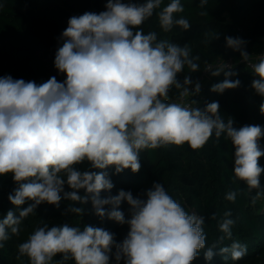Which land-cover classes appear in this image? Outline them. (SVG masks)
Masks as SVG:
<instances>
[{
  "label": "clouds",
  "instance_id": "1",
  "mask_svg": "<svg viewBox=\"0 0 264 264\" xmlns=\"http://www.w3.org/2000/svg\"><path fill=\"white\" fill-rule=\"evenodd\" d=\"M207 4L208 0H199L201 9ZM105 9L68 19L54 60L55 68L66 76L63 82L55 76L40 84L0 77V176L11 174L18 185L8 200L19 209L18 215L9 210L0 218V249L10 238L9 230L18 236L22 221L34 215L39 205L59 208L62 200H68L66 213L80 216L85 209L75 205L90 202L101 220L126 224L127 235L117 242L114 233L102 227L44 224L18 245L19 255L28 257L29 264L70 260L110 264L112 257L116 264L122 259L124 264H193L206 248L205 218L186 211L159 182L139 195L121 189L102 197V192L111 193L114 188L105 170L138 173L144 150L184 144L197 150L213 136L218 140L223 135L235 149L233 183L242 181L249 194L259 190L251 197L255 203L264 195L260 182L264 167L259 164L264 157L260 144L264 128H236L231 118L225 123L219 102L207 103L203 109L194 107V99L185 103L202 86L191 75H184L182 81L178 75L185 67L190 73L200 71V57L192 55L188 44L158 40L155 31L145 34L141 27L155 14L165 33L174 27L189 30V20L175 15L185 11L181 0L167 5L164 0H106ZM225 44L239 52L242 61H250L247 41L226 36ZM231 69L228 64L215 69L206 66L212 77L222 73L225 77L211 86L212 92L240 86L239 79H230L237 75ZM252 69L258 79L251 87L264 97V55ZM173 89L178 90L176 101L170 99ZM259 111L264 115V102ZM85 162L89 170L76 167ZM238 191H228L225 199L235 202ZM125 202L127 217L121 210ZM231 217L225 211L218 222L222 235L203 252L206 261L215 255L239 261L247 254V246L239 241L221 246L232 238L236 220ZM57 255L61 258L54 261Z\"/></svg>",
  "mask_w": 264,
  "mask_h": 264
},
{
  "label": "trees",
  "instance_id": "2",
  "mask_svg": "<svg viewBox=\"0 0 264 264\" xmlns=\"http://www.w3.org/2000/svg\"><path fill=\"white\" fill-rule=\"evenodd\" d=\"M133 2L143 3L144 0ZM169 2L164 0V5ZM181 3L185 11L175 15L189 20L192 25L189 30L174 27L165 33L159 27L155 14L141 26L145 34L155 31L158 40H168L180 46L188 44L192 55L200 57L197 62L200 71L190 73L185 67L184 72L178 75L181 81L184 75H191L194 81H199L208 63L241 57L239 52L226 47V36L240 37L247 41L245 50L250 53V57L264 54V0H208L204 9L199 7V0H181ZM0 4L3 5L0 7V77L10 75L14 79L35 81L37 84L53 76L60 82L66 79L65 74L55 68L54 60L58 47L62 46L60 37L68 26V19L85 12L99 13L106 10V0H0ZM201 12L206 14L201 15ZM232 71L237 75L230 79H239L240 86L223 93H214L210 90L211 86L223 81L225 77L223 73L213 77L201 85V92L206 96L201 109L207 103L219 102V111L225 123L231 118L236 128L244 125H260L264 128V115L259 111L264 97L256 94L251 87L252 81L258 77L247 70L245 65ZM169 95L178 98V90L173 89ZM260 144L264 148V138ZM234 151L231 141L223 135L218 140L213 136L197 150L191 149L188 144L144 150L140 153L141 169L138 173L126 169L115 174L113 167L105 170L114 188L111 193L102 192L101 196L116 195L121 189L131 191L135 196L150 189L155 182L162 183L169 195L186 211L205 218L206 248L222 235L217 225L224 212L230 211L231 218L236 220L232 228L233 235L221 246L239 241L247 246V254L239 261H232L230 257L225 259L220 255L206 261L203 257L205 248L193 264H264V195L252 203L251 197L259 190L249 194L247 185L242 181L233 183ZM259 164L264 167V157L259 159ZM76 167L82 171L90 169L87 162ZM260 182L261 188H264V173L261 174ZM17 186L11 174L0 176V218L9 210L19 214V209L8 200V195ZM237 189L239 191L235 202L225 199L228 191ZM65 190H70L67 185ZM79 194L83 195V190ZM70 203L62 200L59 208L47 203L41 204L34 215L22 221L18 236L12 235L9 230L10 238L4 242V248L0 249V264H29L28 257L19 255L18 245L44 224L49 227L69 224L81 229L86 225L102 227L114 233L117 242H121L127 235L126 224L120 225L106 218L101 220L94 214L90 202L75 205L85 209L80 216L66 213ZM27 206L26 203L21 208ZM127 209V203H122L121 210L126 217ZM213 214L215 219L212 218ZM60 258L57 255L54 261ZM67 264L75 262L70 260ZM110 264H116L114 257L110 259ZM120 264H124L123 259Z\"/></svg>",
  "mask_w": 264,
  "mask_h": 264
},
{
  "label": "built area",
  "instance_id": "3",
  "mask_svg": "<svg viewBox=\"0 0 264 264\" xmlns=\"http://www.w3.org/2000/svg\"><path fill=\"white\" fill-rule=\"evenodd\" d=\"M264 55V54H262ZM261 55L259 56H252L250 57V61L248 62H244L242 61V58L241 57H233V58H227V59H218L212 63H208L206 66L210 69H215L216 67L222 65V64H228L233 70L234 68L238 67V66H241V65H245L247 70L253 72V69H252V64L254 63H258L259 62V58H260ZM205 66V68H206ZM205 68L202 72V76H201V79L199 80V82H201L202 79H206V78H209V77H212L211 74L207 71H205ZM171 100L173 101H176L178 100V98H172L170 97ZM191 99H194L197 103L194 105V107H199L201 108L202 105L204 104V102L206 101V96L200 92L198 95L196 96H193V97H189L188 100L185 101V103H189Z\"/></svg>",
  "mask_w": 264,
  "mask_h": 264
},
{
  "label": "rangeland",
  "instance_id": "4",
  "mask_svg": "<svg viewBox=\"0 0 264 264\" xmlns=\"http://www.w3.org/2000/svg\"><path fill=\"white\" fill-rule=\"evenodd\" d=\"M213 77H209V78H206V79H202L201 80V85H205L208 81H210V79H212Z\"/></svg>",
  "mask_w": 264,
  "mask_h": 264
}]
</instances>
